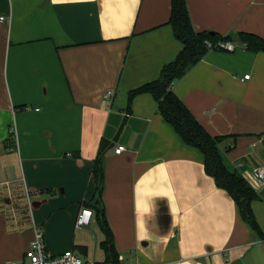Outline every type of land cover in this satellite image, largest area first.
Segmentation results:
<instances>
[{"label":"crops","instance_id":"crops-1","mask_svg":"<svg viewBox=\"0 0 264 264\" xmlns=\"http://www.w3.org/2000/svg\"><path fill=\"white\" fill-rule=\"evenodd\" d=\"M186 1L198 31L264 37V0ZM170 14L171 0H0V264H28L36 226L50 254L104 262L99 199L120 264H264V240L154 96L128 107L183 48ZM173 89L225 136L224 161L258 193L264 232V185L252 176L264 166V52L210 50ZM85 206L93 220L79 228Z\"/></svg>","mask_w":264,"mask_h":264},{"label":"trees","instance_id":"trees-1","mask_svg":"<svg viewBox=\"0 0 264 264\" xmlns=\"http://www.w3.org/2000/svg\"><path fill=\"white\" fill-rule=\"evenodd\" d=\"M169 23L173 27L175 36L183 43V48L173 61L164 65L158 79L130 91L128 107L137 94L150 92L157 101L158 112L173 125L187 145L196 147L203 153L207 174L215 179L218 187L228 191L236 201L243 219L264 240V232L253 210V201L259 195L244 175L229 169L226 165L221 150V142L225 136L212 135L173 89L175 82L184 77L210 50H225L222 46L224 42L233 41L237 46L242 45L253 52H264V37L249 31L228 34L213 30L198 31L193 26L186 0H171ZM12 139L14 142L13 132ZM106 150L107 145L102 143L93 167L99 196L103 190L102 159ZM96 205H98L101 227L105 233L102 242L106 255L105 262L120 264V253L116 248L113 232L100 199Z\"/></svg>","mask_w":264,"mask_h":264},{"label":"built area","instance_id":"built-area-1","mask_svg":"<svg viewBox=\"0 0 264 264\" xmlns=\"http://www.w3.org/2000/svg\"><path fill=\"white\" fill-rule=\"evenodd\" d=\"M4 20V17H1ZM223 48L228 51L235 50L238 46L233 41H226L222 44ZM249 74L245 75V78H249ZM113 95V90H108L106 92V97L110 98ZM30 107H28L29 109ZM14 133V138H16V133ZM124 150V146H118L115 151L116 153H121ZM243 163H238L237 168L242 166ZM253 179L264 185V166L257 167L252 171ZM94 216V211L91 207H82L77 219L76 226L79 228L90 227ZM26 257L28 259V264H117L113 262H103L97 260H85L79 256L74 250H68L59 255L50 254L47 250L46 241L43 232L38 226L35 227L34 236L29 244L26 251Z\"/></svg>","mask_w":264,"mask_h":264}]
</instances>
